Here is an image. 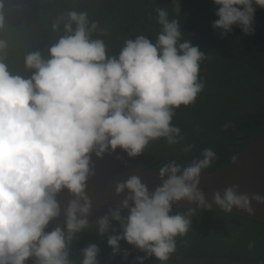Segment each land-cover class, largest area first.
Wrapping results in <instances>:
<instances>
[{"label": "clouds", "instance_id": "clouds-1", "mask_svg": "<svg viewBox=\"0 0 264 264\" xmlns=\"http://www.w3.org/2000/svg\"><path fill=\"white\" fill-rule=\"evenodd\" d=\"M173 2L178 14L179 2ZM212 4L217 17L212 28L220 30L221 38L233 26L254 34L256 8L264 9V0ZM155 11L161 26L155 40L137 35L125 40L116 55L107 54L103 40L90 38L97 25L88 27L86 13L72 11L64 24L67 34L48 49L47 58L38 51L26 55L30 76L14 75L0 62V264H25L30 257L36 264H70L67 243L88 226L84 188L91 154L100 157L119 148L135 157L151 140L176 142L180 129L171 124L172 110L192 103L202 90L198 74L205 57L190 40H181L177 19H169L165 8ZM215 158L205 148L202 158L187 166H161V184L152 191L136 175L118 182L116 193L127 190V195L118 208L109 209L111 219L105 215L98 220L101 235L109 233L112 221L120 226L121 231L108 235L113 254L123 240L144 253L135 258L137 264L149 256L168 260L176 249L175 237L188 231L195 211L173 213L178 201L248 213L254 211L251 200L264 204V196L240 192L235 184L214 191L212 203L207 202L198 184ZM62 189L76 199L64 209V224L50 227L60 215L56 194ZM81 252V264H98L97 244ZM123 255L127 258L128 251Z\"/></svg>", "mask_w": 264, "mask_h": 264}, {"label": "trees", "instance_id": "trees-1", "mask_svg": "<svg viewBox=\"0 0 264 264\" xmlns=\"http://www.w3.org/2000/svg\"><path fill=\"white\" fill-rule=\"evenodd\" d=\"M180 11H174L173 0H0V62L14 75L27 78L24 59L40 52L47 58L48 49L66 35L64 24L68 13H86L88 27L95 23L91 39H100L109 56L116 55L125 40L144 35L155 40L160 31L156 8H165L169 19H177L181 40H190L204 53L200 61L198 82L202 90L188 105L174 108L171 124L180 129L175 143L164 137L151 140L143 152L129 157L117 148L106 151L118 159L153 168L175 162L187 166L202 158L205 148L216 153L212 164L202 172L219 169L233 160L264 129V9L256 8L255 32L245 35L237 26L223 38L212 28L215 5L212 0H178ZM56 23L54 30L52 25ZM75 28V24H73ZM227 126V127H226ZM264 173V165L260 169ZM195 209L184 235L175 237L174 252L193 256L224 255L248 264H264V223L237 214L210 209ZM189 209H174L187 213ZM111 223L118 224L116 221ZM50 227H54L50 225ZM98 228L85 227L67 243L70 264H81V250L95 243L99 248L98 264H137L144 253L119 241L120 251L113 254ZM127 250L129 255L124 257ZM25 264H36L30 257ZM143 264H232L219 260L201 263L168 258L161 262L154 256Z\"/></svg>", "mask_w": 264, "mask_h": 264}, {"label": "water", "instance_id": "water-1", "mask_svg": "<svg viewBox=\"0 0 264 264\" xmlns=\"http://www.w3.org/2000/svg\"><path fill=\"white\" fill-rule=\"evenodd\" d=\"M264 165V129L255 137L241 152L225 166L210 172H202L198 187L203 191L207 202L212 203V193L214 191L223 192L224 188L233 184L238 186V191L264 196V173L260 169ZM90 175L85 181L84 195L89 200V212L86 215L88 226L98 228L99 218L109 215V209H116L120 202L127 195V190L119 194L115 188L118 182H123L132 175L141 179L149 191L161 184L159 168L139 165L118 159L108 153H103L97 157L94 153L90 159ZM166 178V177H165ZM56 199L60 206V215L50 221V225H63L65 222L64 209L69 201L76 199L67 189H62L56 194ZM83 203V200H80ZM131 204V201L129 202ZM250 206L254 209L248 213L243 209L233 207L232 214H237L247 218H252L264 223V204H258L255 200L250 201ZM205 209L203 206L197 207L195 202L189 203L186 200L178 201L172 205L174 209ZM210 210L223 211L218 205L212 203ZM127 209H121V215H127ZM121 231L119 224L110 223L109 231ZM169 258L180 261L201 263L204 261L219 260L232 264H248L236 258L224 255L193 256L176 252L169 254Z\"/></svg>", "mask_w": 264, "mask_h": 264}]
</instances>
